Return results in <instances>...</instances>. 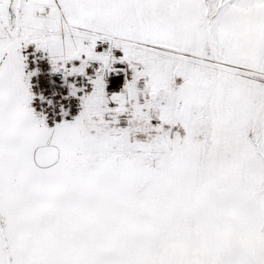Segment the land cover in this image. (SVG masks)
Masks as SVG:
<instances>
[{"label":"snow or ice","instance_id":"6c2138e0","mask_svg":"<svg viewBox=\"0 0 264 264\" xmlns=\"http://www.w3.org/2000/svg\"><path fill=\"white\" fill-rule=\"evenodd\" d=\"M0 264H264V0H0Z\"/></svg>","mask_w":264,"mask_h":264}]
</instances>
